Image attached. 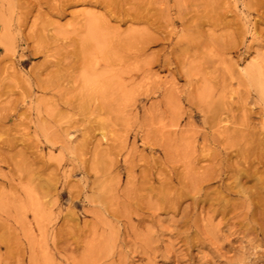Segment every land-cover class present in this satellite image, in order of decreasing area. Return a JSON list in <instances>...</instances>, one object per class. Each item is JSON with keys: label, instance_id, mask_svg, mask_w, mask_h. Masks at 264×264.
I'll return each instance as SVG.
<instances>
[{"label": "rangeland", "instance_id": "obj_1", "mask_svg": "<svg viewBox=\"0 0 264 264\" xmlns=\"http://www.w3.org/2000/svg\"><path fill=\"white\" fill-rule=\"evenodd\" d=\"M0 264H264V0H0Z\"/></svg>", "mask_w": 264, "mask_h": 264}, {"label": "bare ground", "instance_id": "obj_2", "mask_svg": "<svg viewBox=\"0 0 264 264\" xmlns=\"http://www.w3.org/2000/svg\"><path fill=\"white\" fill-rule=\"evenodd\" d=\"M91 24H93V23H91ZM91 25H89V27H90ZM92 27V26H91ZM93 28V27H92Z\"/></svg>", "mask_w": 264, "mask_h": 264}]
</instances>
